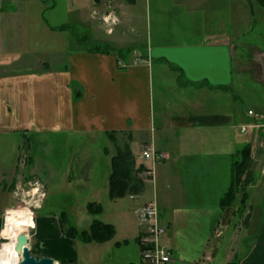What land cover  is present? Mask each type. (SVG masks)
Masks as SVG:
<instances>
[{"label":"crops","instance_id":"crops-1","mask_svg":"<svg viewBox=\"0 0 264 264\" xmlns=\"http://www.w3.org/2000/svg\"><path fill=\"white\" fill-rule=\"evenodd\" d=\"M95 1L102 2L103 7L92 9L89 15L92 20L98 18L100 24V16L108 8H117L119 21L109 33L112 35L110 42L92 46L76 43L75 47L67 49L59 46V42L67 41L70 28L53 29L51 26L69 22L50 24L43 16L42 3H37L38 0H0V236L6 237L7 241H16L19 233L31 228L28 235L31 253L36 257H51L55 264H82L80 246H87L83 253L86 262L99 260L105 255L102 249L107 245L117 250L125 246L127 262L124 263L137 264L140 255L133 260L126 246L131 240L138 245L140 230L132 229L120 206L119 215L123 218L118 223L98 219L96 216L102 210L91 213L93 217L89 226L98 219L114 227L110 239L98 242L83 241L63 233L59 215L65 211L58 212L57 208L44 210L46 184L40 178L45 190L43 199L34 207V215L26 205L13 204L24 173L38 177L37 158L34 157L37 132L106 134V131H116L118 137L124 133L128 135L132 151L135 137L149 133L150 140L138 144L137 154L133 151L136 163L143 164L147 170L164 165L168 159L187 162L188 158L191 161L202 156L227 155L233 159L234 143L244 142L234 139L236 127L248 135L243 144L251 147L253 168L246 176L248 182L236 194L239 197L241 193L236 204L221 208L219 202L226 190L221 192L216 204L220 212L211 228L216 235L221 233L217 227L230 229L232 246L226 264H264V92L258 91V95L252 97L246 111H235L234 101L236 40H241L242 46L250 52L238 57L239 70L259 81L264 88V46L255 42L261 37L262 30L250 36L258 19L255 5L259 3L264 10L261 0L240 4L241 19L236 23L231 20L229 24L225 14H230L229 7L233 16V0H145L149 46L146 44L137 50H134L135 42L130 44L124 33L118 32L125 23L132 28L137 26L131 6H136L139 0ZM85 9L89 10L88 1ZM75 14L74 21L91 22L85 20L83 6L81 9L77 7ZM73 38L79 41L78 37ZM94 45H110L122 50L133 48L135 54L130 59L121 58L115 51L91 50ZM154 62L159 66L156 69ZM169 62L181 67L187 79L206 80L212 86L179 84L178 73ZM168 72L172 76L164 79ZM155 76L161 78L156 92ZM249 109L260 116L250 115ZM156 132H159V140ZM207 141L212 142V146ZM143 146L152 147L165 157L159 162L147 163L140 158ZM217 161L214 160L212 168L205 164L198 167L207 169L209 177L191 174L190 179L199 183L192 184L189 196L209 198L210 194L218 197L220 189L228 188L234 161H230L229 176L214 167L216 163L221 164ZM259 167L261 170L255 172ZM84 178L82 175V179L75 183L76 189L85 188L83 181L89 182V178ZM150 178L146 179V184ZM182 178L183 175H179L178 179ZM146 189L147 185L141 194L125 196L135 211L150 200ZM243 193L247 198L241 202ZM189 209L185 208L184 212ZM201 214L205 212L201 211ZM159 217L163 226L181 225L170 213L165 214L166 224L161 221V211ZM182 219L183 223L185 217ZM167 239L174 241L169 235ZM174 247L175 243L168 247L171 255ZM209 253L193 264L212 263L214 251Z\"/></svg>","mask_w":264,"mask_h":264},{"label":"rangeland","instance_id":"rangeland-1","mask_svg":"<svg viewBox=\"0 0 264 264\" xmlns=\"http://www.w3.org/2000/svg\"><path fill=\"white\" fill-rule=\"evenodd\" d=\"M37 3H42L43 16L48 20L50 24H61L70 23L71 27L67 34V41L64 43L59 42V46H64L67 49L71 46L79 44L80 46H92L94 43H107L110 42L112 33L115 27L118 25H111L112 30L108 32L106 26L103 23L98 22L97 19H91L89 12L92 9L100 10L103 7L102 2L97 3L95 0H38ZM89 4V10H86V4ZM230 1V0H228ZM233 16L229 7L227 8L228 24L231 20L235 21L241 19L242 9L240 4L247 2L248 0H233ZM112 4V3H111ZM145 0H139L136 6H131L134 17L133 21L137 24L136 27H131L125 23L121 26V32L124 33V38L128 42H135L137 44L134 50L138 48L142 49L147 44L146 40V22H145ZM39 5V4H38ZM112 4L111 6H113ZM84 7V18L85 20H91V22H79L74 21L77 7L81 9ZM108 8L107 10H109ZM255 17L258 18L255 23V30L250 36H255L257 31L262 30L261 37L255 40L260 46H264V10L263 7L258 3L255 5ZM118 15L117 8H113ZM245 10V8L243 9ZM224 11V9H223ZM87 14V15H86ZM100 28H95L99 26ZM108 34H106V33ZM140 34V35H138ZM73 37H78L79 41L74 40ZM235 44L237 49L234 54V101L235 111L241 112L246 111L250 106V102L253 96L258 95V91L264 92V88L261 87L259 81H256L239 70L238 57L246 56L250 52H247L246 48L242 46L241 40H236ZM148 45V44H147ZM149 46V45H148ZM124 49L122 51L121 58L130 59L134 51ZM130 52V53H129ZM155 56V55H153ZM154 62V69L159 67ZM239 70V71H238ZM172 76L171 72L164 75V79H170ZM154 90L156 92L158 85L161 84V78L154 77ZM159 83V84H158ZM238 122V121H237ZM207 130V129H205ZM248 130V129H247ZM246 130V131H247ZM59 131V130H58ZM157 140L160 139L159 132H156ZM141 137H135L134 143L132 144L134 153H138V144L147 140H150V134L144 132ZM136 136V135H135ZM247 134L239 131V128H234V139L247 140ZM129 140L126 133L120 137H116V142L109 140L106 134L99 133H84V132H55L52 131H40L37 132V149H35L34 157L37 158V173L38 177L32 173H24L21 187L18 189V194L15 197L13 204L26 205L34 215V207L43 199V192L45 185L40 180H44L46 184V197L44 201V210L50 208H57L58 212L63 209L68 217L69 223L74 225L77 229H87L89 222L92 219V214L88 212L86 204L89 201H95L101 204L102 212L96 217L105 221H113L118 223L122 219V215H119V209L122 208L125 217L129 223L136 229L140 230L135 210L129 198H118L112 200L108 193V174L111 170V155L115 152L116 144H124ZM242 143H234L232 147L233 159L229 155L223 157L214 156H202L201 158H193L190 161L168 159L166 163L155 168L154 179L150 178L147 180V191L150 199H153L156 204L158 211H161V221L165 223V214L170 213L171 216L177 219L181 225L170 227L165 226L162 237V242L169 247L175 243L174 252L171 255L172 261L168 264H193L194 261H200L201 258L209 255L210 251H214L212 263L209 264H226L229 254H231L230 244V229L224 227H217L221 230L219 235L215 234V231L211 226L218 217L220 208L216 206L217 200L222 195L221 192L226 189H220L218 197L209 194V198L199 196H189V192H192V184L196 180H191V174L197 176L209 177L210 174L207 169H198L199 166L205 164L206 167L212 168L214 160L221 162L220 165L217 163L214 167H219V173H224L229 176L230 161L238 159L237 153L244 146ZM208 145L212 146V142ZM244 143V144H243ZM242 146V147H241ZM220 150V147H218ZM211 148L210 150H218ZM107 150V151H105ZM205 150V149H203ZM237 152V153H236ZM232 156V155H231ZM23 158V156H22ZM140 158H143L142 156ZM185 158V157H183ZM27 155L25 156L26 162ZM147 163H151L152 160L145 159ZM217 161V162H218ZM163 163V162H162ZM215 163V162H214ZM28 164V163H26ZM151 165V164H150ZM213 167V168H214ZM253 168V165L251 166ZM226 168V170H225ZM25 170V168H24ZM255 168V172H259ZM207 172V173H205ZM259 174V173H257ZM85 176L84 179L89 178V182L84 180L83 184L85 188L74 187L76 182H79ZM145 176V174L143 173ZM179 175H183V178L178 179ZM221 176V174H220ZM225 176V175H224ZM40 178V179H38ZM40 180V181H39ZM71 180V182H69ZM89 184V185H88ZM93 185V188L90 185ZM107 185V186H106ZM145 185V186H146ZM106 188H102V187ZM196 186V185H195ZM225 186V185H224ZM186 191L187 194L184 192ZM241 197V193H239ZM238 195L235 197L232 205L239 201ZM264 204V203H263ZM119 206L121 208H119ZM206 206V207H205ZM190 207L189 210L185 211V208ZM191 207L193 209H191ZM203 207V208H202ZM205 212L204 215L201 214ZM61 214V213H60ZM60 216V215H59ZM185 217V221L182 223ZM28 235L31 232V228L23 231ZM172 236L174 241H168L167 236ZM78 239V238H77ZM6 237L0 236V245L7 241ZM12 242V240H9ZM13 243V242H12ZM210 244V245H209ZM92 247L98 248V246ZM209 245V246H208ZM216 246V247H215ZM87 246H80V259L82 264H126V253H124L125 246L117 250L109 245L103 247L104 256L96 261L84 260V250ZM128 249L129 256L133 260L138 259V245L134 240H131L129 245L126 246ZM16 251V250H15ZM88 258V255H85ZM127 262V261H126Z\"/></svg>","mask_w":264,"mask_h":264},{"label":"trees","instance_id":"trees-1","mask_svg":"<svg viewBox=\"0 0 264 264\" xmlns=\"http://www.w3.org/2000/svg\"><path fill=\"white\" fill-rule=\"evenodd\" d=\"M128 1L132 2L133 0ZM261 4L264 6V0H261ZM70 27V24L51 26L53 29H67ZM90 49L100 52L115 51L119 57H121L123 51L122 49H117L110 45H94V47H91ZM132 49L129 50L131 51ZM169 64L175 71H177V81L179 84H207L212 86L206 80L192 81L187 79L184 76L181 67L174 65L171 62H169ZM106 135L111 141L116 142V131H106ZM237 155L238 159H236L233 163L230 184L223 193L219 202L221 208L223 209L232 204L237 192L241 191L244 187L243 185L248 182L246 176L250 172L252 165L250 145L246 144L242 147ZM110 164L111 170L108 176V193L111 199L121 198L127 195H138L144 191L147 177L146 175L144 176L143 173L146 171V168L143 164L136 163L135 155L128 140L122 145L116 144L115 152L111 156ZM242 197L241 202L242 200L245 201L247 195L243 193ZM86 208L90 213H99L102 210L101 204L94 201L88 202ZM59 219L60 226L65 235L75 237L83 241L95 240L103 242L110 239L114 234V227L111 224L104 223L98 219H94L91 222L89 229L82 230H78L74 225L69 223L65 212H61Z\"/></svg>","mask_w":264,"mask_h":264},{"label":"built area","instance_id":"built-area-1","mask_svg":"<svg viewBox=\"0 0 264 264\" xmlns=\"http://www.w3.org/2000/svg\"><path fill=\"white\" fill-rule=\"evenodd\" d=\"M101 22L106 26V30H112L111 25L117 24L119 19L112 7L100 16ZM255 118L260 115L252 109L248 110ZM244 129V126L243 128ZM141 156L155 162L161 161L165 155L156 151L152 147H141ZM146 174L153 176L154 167L147 169ZM140 232L138 235V245L140 249V259L137 264H168L172 261L169 248L162 242L164 226L160 223L159 211L156 202L152 199L135 211ZM218 234V233H217Z\"/></svg>","mask_w":264,"mask_h":264},{"label":"water","instance_id":"water-1","mask_svg":"<svg viewBox=\"0 0 264 264\" xmlns=\"http://www.w3.org/2000/svg\"><path fill=\"white\" fill-rule=\"evenodd\" d=\"M15 249L21 253V260L17 264H55L51 257H36L29 248V237L25 232H21L17 236Z\"/></svg>","mask_w":264,"mask_h":264},{"label":"bare ground","instance_id":"bare-ground-1","mask_svg":"<svg viewBox=\"0 0 264 264\" xmlns=\"http://www.w3.org/2000/svg\"><path fill=\"white\" fill-rule=\"evenodd\" d=\"M12 242L5 241L0 245V264H17L21 260V253L15 249L17 237Z\"/></svg>","mask_w":264,"mask_h":264}]
</instances>
